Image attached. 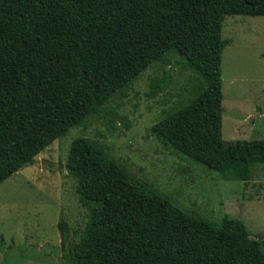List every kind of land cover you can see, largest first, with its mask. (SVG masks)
I'll use <instances>...</instances> for the list:
<instances>
[{"label": "trees", "instance_id": "trees-1", "mask_svg": "<svg viewBox=\"0 0 264 264\" xmlns=\"http://www.w3.org/2000/svg\"><path fill=\"white\" fill-rule=\"evenodd\" d=\"M226 14L264 16V0H0V183L86 118L114 127L104 106L152 63L191 70V97L147 130L224 180L264 164V139L221 138L220 38ZM169 73L153 78L148 96ZM86 209L83 235L62 264H264L238 219L216 224L137 185L83 137L64 164ZM59 244L65 221L56 222Z\"/></svg>", "mask_w": 264, "mask_h": 264}, {"label": "rangeland", "instance_id": "rangeland-1", "mask_svg": "<svg viewBox=\"0 0 264 264\" xmlns=\"http://www.w3.org/2000/svg\"><path fill=\"white\" fill-rule=\"evenodd\" d=\"M220 38L221 138L264 139V16L226 14ZM164 71L169 73L167 87L148 96L150 80ZM196 81L191 70L149 64L105 104L108 116H123L114 119L113 128L90 116L37 153L32 164L5 178L0 183V264H62V251L78 244L86 209L64 167L76 137L99 147L137 185L182 211H196L216 224L224 215L240 220L264 252V164L254 165L247 181L224 180L146 135L166 112L187 102ZM59 217L67 227L63 248L56 228Z\"/></svg>", "mask_w": 264, "mask_h": 264}]
</instances>
